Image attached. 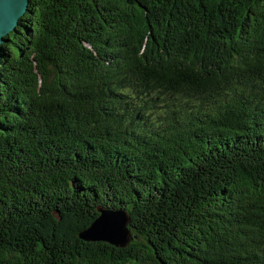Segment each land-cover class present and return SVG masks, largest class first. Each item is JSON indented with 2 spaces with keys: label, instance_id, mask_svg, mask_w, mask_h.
Returning a JSON list of instances; mask_svg holds the SVG:
<instances>
[{
  "label": "trees",
  "instance_id": "16d2710c",
  "mask_svg": "<svg viewBox=\"0 0 264 264\" xmlns=\"http://www.w3.org/2000/svg\"><path fill=\"white\" fill-rule=\"evenodd\" d=\"M3 39L0 264H264V0H29Z\"/></svg>",
  "mask_w": 264,
  "mask_h": 264
},
{
  "label": "water",
  "instance_id": "95a60500",
  "mask_svg": "<svg viewBox=\"0 0 264 264\" xmlns=\"http://www.w3.org/2000/svg\"><path fill=\"white\" fill-rule=\"evenodd\" d=\"M28 3L29 0H0V45L4 41L3 37L15 29ZM0 60L4 61L1 50ZM97 212L98 215L81 232L80 237L87 241H104L116 247H125L131 240L127 210L100 205Z\"/></svg>",
  "mask_w": 264,
  "mask_h": 264
},
{
  "label": "rangeland",
  "instance_id": "374dc122",
  "mask_svg": "<svg viewBox=\"0 0 264 264\" xmlns=\"http://www.w3.org/2000/svg\"><path fill=\"white\" fill-rule=\"evenodd\" d=\"M192 103H193V104H196V105L199 104L198 101H194V102H192ZM133 238H134V237L131 235V239H133Z\"/></svg>",
  "mask_w": 264,
  "mask_h": 264
}]
</instances>
